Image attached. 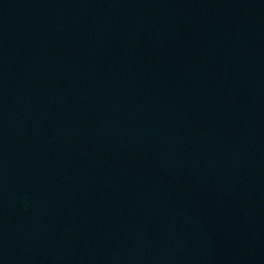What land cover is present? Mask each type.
I'll return each instance as SVG.
<instances>
[{
  "label": "water",
  "instance_id": "obj_1",
  "mask_svg": "<svg viewBox=\"0 0 264 264\" xmlns=\"http://www.w3.org/2000/svg\"><path fill=\"white\" fill-rule=\"evenodd\" d=\"M0 264H264V0H0Z\"/></svg>",
  "mask_w": 264,
  "mask_h": 264
}]
</instances>
